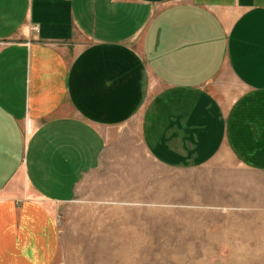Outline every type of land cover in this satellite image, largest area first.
<instances>
[{"label": "crops", "instance_id": "obj_1", "mask_svg": "<svg viewBox=\"0 0 264 264\" xmlns=\"http://www.w3.org/2000/svg\"><path fill=\"white\" fill-rule=\"evenodd\" d=\"M122 152L264 174V0H0V264Z\"/></svg>", "mask_w": 264, "mask_h": 264}, {"label": "rangeland", "instance_id": "obj_2", "mask_svg": "<svg viewBox=\"0 0 264 264\" xmlns=\"http://www.w3.org/2000/svg\"><path fill=\"white\" fill-rule=\"evenodd\" d=\"M122 155L57 208L54 264H264V174Z\"/></svg>", "mask_w": 264, "mask_h": 264}, {"label": "built area", "instance_id": "obj_3", "mask_svg": "<svg viewBox=\"0 0 264 264\" xmlns=\"http://www.w3.org/2000/svg\"><path fill=\"white\" fill-rule=\"evenodd\" d=\"M24 130L26 134L30 133L32 130V121L30 118L25 119Z\"/></svg>", "mask_w": 264, "mask_h": 264}]
</instances>
